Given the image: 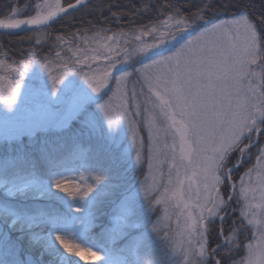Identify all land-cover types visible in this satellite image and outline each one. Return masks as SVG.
I'll return each mask as SVG.
<instances>
[{
	"label": "snow or ice",
	"instance_id": "1",
	"mask_svg": "<svg viewBox=\"0 0 264 264\" xmlns=\"http://www.w3.org/2000/svg\"><path fill=\"white\" fill-rule=\"evenodd\" d=\"M213 6L202 0L186 13L169 0L164 18L150 25L111 35L109 29L91 37L73 33L67 41L56 36L55 45L67 46L54 61L0 59V81L8 84L0 89V139L27 136L32 148L21 146L0 168V264L89 258L100 264H264V12L253 19L242 9L213 22L207 18ZM9 7L0 30L47 29L55 18L87 7V0L29 3L35 15L27 19L16 18L20 7ZM35 43L41 44L39 33ZM36 66L42 77L30 75ZM71 74L82 76L86 87L70 81ZM74 120L81 128L70 135L37 139ZM254 143L256 165L239 185L229 184L232 154L242 162ZM145 165L143 181L129 175ZM232 201L238 222L223 244L210 248L209 226L224 220ZM247 233V255L233 260L243 244L238 236ZM25 243L40 251L39 259L20 258Z\"/></svg>",
	"mask_w": 264,
	"mask_h": 264
},
{
	"label": "trees",
	"instance_id": "2",
	"mask_svg": "<svg viewBox=\"0 0 264 264\" xmlns=\"http://www.w3.org/2000/svg\"><path fill=\"white\" fill-rule=\"evenodd\" d=\"M96 1V0H92ZM91 1V2H92ZM99 0L102 7L100 9L89 12H83L82 9L74 12L70 17L67 16L63 19L58 20L48 28V44L44 46L40 56H47L52 52L53 47L57 48L55 45L56 36H65L66 38L71 37V33H76V35H84L95 33L99 29H109L108 34L113 32H118L120 30L128 31L130 28H138L142 25H150L157 21L158 19H163L162 15L157 16L163 11V6L169 2V0H152L153 3H149L148 0H144V5H135V0ZM148 3H147V2ZM10 2V0H0V8L6 10L5 4ZM61 2L67 6L68 3H73L75 0H61ZM173 2H178L182 6V10L186 13L189 11H196V8L190 7L191 5H201L202 0H173ZM210 0H203V3H209ZM214 6L208 11L207 18L213 22H217L221 19L229 18L231 16L241 13L242 9H247V12L251 15L253 19L258 18L261 12H264V8L261 7L264 4V0H233L232 6L225 9L223 5L227 0H211ZM5 3V4H3ZM145 7L147 11L140 10ZM5 11L0 14L4 16ZM113 13L116 15L114 16ZM137 13V14H136ZM24 17V16H23ZM210 25V24H209ZM208 26V25H207ZM17 35H1L5 43H0V54L7 55L11 59L16 60V56H28L29 53L25 50L26 46H19L17 49L14 47H8L9 44L16 43L15 38ZM20 37V35H18ZM11 42V43H10ZM14 42V43H13ZM51 43V44H50ZM23 50V52H21ZM4 53V54H2ZM38 58V57H37ZM256 148L255 146L251 148V152L248 154V162L242 161L241 164L235 170L232 178L237 181L236 178L240 176L254 161V154ZM237 153H233L230 161L229 167H232L237 159ZM222 193L227 196L229 195V188L227 185L222 186ZM232 209H238V205L235 201H232L230 205V211L226 216L225 221L220 225L223 230V237L226 238L230 234V229L232 228V223L238 220V211H233ZM210 231L208 233L209 247L214 248L217 244H220L219 239V224L216 220L210 226ZM241 239V237L239 238ZM34 251V252H33ZM32 254L37 258L39 250H33ZM48 258V257H46Z\"/></svg>",
	"mask_w": 264,
	"mask_h": 264
},
{
	"label": "rangeland",
	"instance_id": "3",
	"mask_svg": "<svg viewBox=\"0 0 264 264\" xmlns=\"http://www.w3.org/2000/svg\"><path fill=\"white\" fill-rule=\"evenodd\" d=\"M91 1L87 3V7L80 8V9H82V11L85 12V13L86 12H89L90 13L91 11H94L95 12L96 10L100 9V7H96L97 5H101V2H99V0L92 1V2ZM148 2L149 3H153L152 0H148ZM29 3L35 5L37 3H43V0H10V2H8L7 4L3 3L6 6V10H3L2 8H0V14L3 11H5V13H4L5 15L4 16H1L0 19H3L6 16H10L11 15L10 7H9L10 5L13 8L20 7L22 9L21 14L18 15V16H16V18H19V19H27L30 15H35V11H34L33 8H27L26 7V5L29 4ZM143 3H144V0H135V5H137V7L138 6H141V5L143 6L144 5ZM142 11H147V8L143 7L140 10V13ZM237 15H234V16H231V17L225 18V19H231V18H233V17H235ZM157 16H160V13ZM208 26H210V25H208ZM47 29H39V30L30 31V32H27V33H22V34H0V36L1 35H17L15 38H13V39H15L16 43L13 42L14 44H9L8 41H7V45H9L8 47L11 46V47H14V48L17 49L19 46H21L22 48H23V46H26L25 47V50L29 53V55L28 56H25V57L22 56V55L21 56H16V58H15L16 60H20L22 58H24L26 60H28V59H41L42 57H47V56H40L41 53H42V51L44 50V46H46L48 44V41H47V39H48V30ZM38 33L40 34V38H41V44L40 45H37L35 43V37L37 36ZM73 33H71V34H73ZM18 35H20V37ZM92 35H94V33L87 34V35L84 34V36H88V37H91ZM108 35H111V34H108ZM63 37H65V36H63ZM70 39H71V37L70 38H66L65 37V40L66 41L67 40H70ZM4 40H7V39H3L1 37L0 43H5ZM76 43H79V41H76ZM66 46L67 45L65 44V45H57V48L53 47V49H51V50H53L52 52H54V55L52 53L49 58L50 59H53V61H54L55 53L57 51H61L62 47H66ZM21 52H23V50H21ZM37 52H39V56H36V53ZM2 54H4V53H2ZM163 54L164 55H168L170 53L167 52V51H165ZM61 55H64L63 51H61ZM69 55H70V53H69ZM4 58H5V55H1L0 54V59H4ZM7 59H8L9 62L16 61L14 59H11L10 57H7ZM51 67H52V71H53V74L54 75L59 74V70H58V66H57V63L56 62H53L51 64ZM135 67H140V65L139 64H136ZM127 70L129 72H132L133 71V68L132 67H128ZM85 71H87V69H85ZM3 74L4 73L0 72V75H3ZM116 74L119 75L120 73L117 72ZM30 75H36V76L42 77L43 76V70L39 66H36L33 69V72L30 73ZM27 80H28V77L27 76L21 78V80H20L21 85H23L25 83V81H27ZM69 80L70 81H76L82 87H86V86L83 85V77L82 76L81 77H78L75 74H71L70 77H69ZM7 87H8L7 81H0V89H6ZM22 91H23V87H22ZM110 95H111V93H109V96ZM105 99H107V97H105ZM17 102L19 103V97L17 99ZM2 112H3V104H2V102H0V114H2ZM80 128H81L80 122L78 120H74L73 122H71V124L69 125V128L68 129H64V130H62L60 132H52V133H47V134H45V133H38L37 134V139H43L45 135H47L49 138H53V139L55 137H57V136L70 135L71 132H74V131H76V130H78ZM120 132H121L122 135H126L127 134V127H126V125H124V124L121 125ZM142 134L146 137L147 136V131L145 130ZM91 143L93 145H96L97 143H99V140L97 139V137L94 134H91ZM21 146H23V149H24L25 152H30L32 150L30 138L27 137V136H24V137H21L19 141L13 140L10 143L9 142H5L2 139H0V168L3 167L4 159H5L6 156L15 157V156H17L19 154L18 153V150L21 148ZM254 146L256 148V151H255V154H256L257 153V146L255 145V143H254L253 147ZM255 154H254V161H253V163L251 165H249V167L246 169V171H244L242 174H240V176L238 178H236L237 181H234V179L232 178V180L228 181L229 184L235 182L237 185H239V178L241 176H244V174L247 172V170L249 168H252V167H254L256 165ZM238 155L239 154L237 153V156ZM247 158H249L248 155H246L245 157H243V161L244 162H248ZM240 164H241V161L238 160V157H237L234 165L231 167L232 168V176H233V174L235 173V170L237 169V167ZM115 171H116L117 174L118 173H121V172L124 171V167L122 166V167L116 169ZM147 173H148V169H147V165H145L142 171H141L140 168H135L131 173H129V175H131L138 182V181H143L144 178H145V176L147 175ZM245 179H247L246 176H245ZM119 182H120L119 180H114L113 181V183H119ZM137 186H139V184H137ZM3 191H4L3 185L0 184V193H3ZM229 194H231L230 193V190H229ZM61 195H63V193H61ZM117 195H118V192H117ZM40 199H43V198H40ZM103 210L107 212L110 209H109V207L107 205H104ZM221 215L223 216L224 214L221 213ZM238 215H239V213H238ZM156 219H157V215L156 214H153V220L155 221ZM225 219H226V216H225V218H224L223 221H225ZM217 221H218V224H219V227H220V225H221V223L223 221L221 222L219 219H217ZM237 222H238V220H237ZM232 225H233V223H232ZM220 232H221V227L219 228V234L218 235H219V239H220V244H223L225 238L220 234ZM13 235L15 236L16 234L14 233ZM240 237H241V239H239ZM238 239L240 241H243V244L241 245V247H240L239 250H235V251H233L231 253L232 259L233 260H236V261H239L243 256H246L247 255V249H246V247H244V245L247 244L249 241H252V234L251 233H247L246 235H239L238 236ZM22 249H23V251H22V255L20 257L21 259H25L29 255H31V257L33 259H39L40 258V252H39L37 258H35L34 255L31 252L32 249H30L28 247L27 243H25L22 246ZM80 264H100V262L99 261H95V260L89 258V259L80 261Z\"/></svg>",
	"mask_w": 264,
	"mask_h": 264
},
{
	"label": "water",
	"instance_id": "4",
	"mask_svg": "<svg viewBox=\"0 0 264 264\" xmlns=\"http://www.w3.org/2000/svg\"><path fill=\"white\" fill-rule=\"evenodd\" d=\"M90 1L91 0H87V3ZM59 19H60L59 17L55 18V22L58 21ZM53 23L54 22H52L51 24ZM39 29H41L40 26H28V30H0V34H22V33H27V32L34 31V30H39Z\"/></svg>",
	"mask_w": 264,
	"mask_h": 264
}]
</instances>
